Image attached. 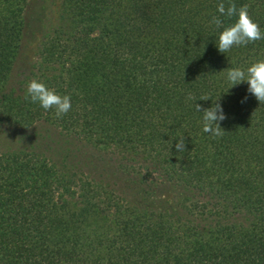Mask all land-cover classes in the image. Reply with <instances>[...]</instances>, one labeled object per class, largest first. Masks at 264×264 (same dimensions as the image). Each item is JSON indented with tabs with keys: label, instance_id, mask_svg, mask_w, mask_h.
<instances>
[{
	"label": "trees",
	"instance_id": "16d2710c",
	"mask_svg": "<svg viewBox=\"0 0 264 264\" xmlns=\"http://www.w3.org/2000/svg\"><path fill=\"white\" fill-rule=\"evenodd\" d=\"M29 1L0 0V122L47 131L0 152V264H264V104L226 75L264 39L218 51L229 0H61L20 73ZM231 2L264 33V0ZM33 79L71 111L25 100Z\"/></svg>",
	"mask_w": 264,
	"mask_h": 264
},
{
	"label": "clouds",
	"instance_id": "9594fccd",
	"mask_svg": "<svg viewBox=\"0 0 264 264\" xmlns=\"http://www.w3.org/2000/svg\"><path fill=\"white\" fill-rule=\"evenodd\" d=\"M249 5L245 4L239 9L235 3L229 0L228 6L221 2L217 5V11L224 17H237L236 21L228 27L223 28L216 41L217 49L220 53H227L234 46H246L249 43L264 39V33L255 23L248 13ZM210 23L215 24L217 28L222 27L223 21L214 16ZM227 80L231 87L247 82L248 93L256 98L260 104H264V59L252 63L246 70L239 67L227 69ZM230 87V88H231ZM25 100L32 103H38L44 110H52L56 119H62L72 109L71 97L60 95L54 89L48 88L44 83L33 79L26 84ZM191 98V97H190ZM207 96L201 100H208ZM247 97L244 98V101ZM242 101V102H244ZM195 110L202 112V130L209 133L213 138L221 137L224 130L221 128V122L227 119L224 110L219 103L207 109H201V105L196 104ZM179 152L185 151V141L181 137L176 144Z\"/></svg>",
	"mask_w": 264,
	"mask_h": 264
},
{
	"label": "rangeland",
	"instance_id": "374dc122",
	"mask_svg": "<svg viewBox=\"0 0 264 264\" xmlns=\"http://www.w3.org/2000/svg\"><path fill=\"white\" fill-rule=\"evenodd\" d=\"M61 0H30L26 11V28L22 44L21 56L17 65L20 73L31 67L41 38L57 21ZM47 127L36 125L29 131L0 122V152L13 147L22 137L29 134L46 132ZM50 133V131H49ZM173 187L164 188V197L171 199Z\"/></svg>",
	"mask_w": 264,
	"mask_h": 264
}]
</instances>
